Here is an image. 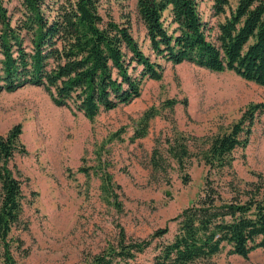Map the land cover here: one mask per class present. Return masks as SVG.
Returning a JSON list of instances; mask_svg holds the SVG:
<instances>
[{
	"label": "rangeland",
	"instance_id": "obj_1",
	"mask_svg": "<svg viewBox=\"0 0 264 264\" xmlns=\"http://www.w3.org/2000/svg\"><path fill=\"white\" fill-rule=\"evenodd\" d=\"M236 1L230 0L233 6ZM197 2L203 20L216 22L212 0ZM4 7L12 23L21 17L20 0H4ZM99 11L104 19L128 23L143 52L150 53L135 0H101ZM163 67L161 80L147 81L132 103L93 119L56 107L41 88L0 94V135L20 125L25 148L10 163L23 196L20 224L11 232L20 242L11 247L17 264H88L120 232L143 240L166 226L169 232L135 262L149 264L156 247L172 240L176 225L170 219L203 189L206 141L228 132L249 105L264 103V88L189 63ZM145 116L151 117L146 135L137 139ZM174 139L188 143L193 154L184 171L166 151ZM154 150L161 171L152 169ZM231 158L222 179L243 189L264 187V114L256 115L248 146ZM193 264H264V251L241 259L225 249Z\"/></svg>",
	"mask_w": 264,
	"mask_h": 264
},
{
	"label": "trees",
	"instance_id": "obj_2",
	"mask_svg": "<svg viewBox=\"0 0 264 264\" xmlns=\"http://www.w3.org/2000/svg\"><path fill=\"white\" fill-rule=\"evenodd\" d=\"M20 2L21 17L12 23L0 0V94L41 88L56 107L93 119L132 103L147 81H160L163 63L232 73L264 88V0H237L234 6L230 0H212L214 23L200 16L197 0H135L149 54L128 23L101 16V0ZM257 114H264V103L249 105L228 132L206 141L200 158L207 168L201 194L170 219L175 234L156 247L149 264H193L225 249L241 259L264 251V187L252 184L243 189L222 179L232 168V152L248 146ZM150 118L142 119L137 139L146 135ZM21 133L16 125L0 135L2 264H17L11 247L20 245L11 232L20 224L23 196L10 163L15 155L25 154ZM166 151L181 171L193 157L189 144L175 139L167 141ZM157 154L154 150L152 169L161 171V164L154 162ZM168 232L165 226L143 240L120 232L115 244L88 264H135Z\"/></svg>",
	"mask_w": 264,
	"mask_h": 264
}]
</instances>
